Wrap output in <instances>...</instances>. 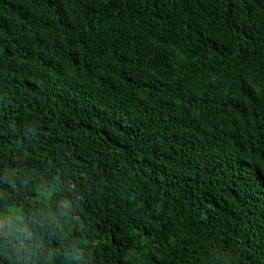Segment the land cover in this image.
I'll list each match as a JSON object with an SVG mask.
<instances>
[{
    "label": "trees",
    "instance_id": "obj_1",
    "mask_svg": "<svg viewBox=\"0 0 264 264\" xmlns=\"http://www.w3.org/2000/svg\"><path fill=\"white\" fill-rule=\"evenodd\" d=\"M0 264H264V0H0Z\"/></svg>",
    "mask_w": 264,
    "mask_h": 264
}]
</instances>
